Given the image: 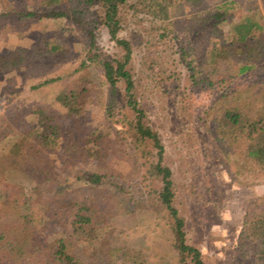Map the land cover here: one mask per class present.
<instances>
[{"label": "rangeland", "instance_id": "obj_1", "mask_svg": "<svg viewBox=\"0 0 264 264\" xmlns=\"http://www.w3.org/2000/svg\"><path fill=\"white\" fill-rule=\"evenodd\" d=\"M223 3L227 14L221 26L224 31L217 29L212 35L191 34L187 30L193 19ZM171 10L176 18L184 19L176 32L178 38L171 33L157 44L156 38L149 39L144 32L148 23H140L139 16L130 17L120 32L121 37L132 42L134 56L130 68L136 78V93L165 144L167 161L175 171L176 204L186 219L189 244L201 250L205 264H251V256L242 259L239 237L247 211L264 207V170L247 163L241 150L221 145L214 131L217 118H223L224 102L220 97L224 88L237 90L239 101L260 97L264 91L256 92L254 86L264 81V66L257 78L246 76L226 87L204 81L212 65L202 60L206 47L217 43L244 17L253 16L264 24V0H173ZM31 11L36 15H25ZM46 11L41 0H0V63L7 57L23 56L16 67L9 64V69L0 70V153L20 137H25L24 146L39 144L33 138L43 134L38 125L39 108L50 110L68 137L72 134L80 140L77 120L58 95L67 86L88 89L90 98L84 114L106 135L97 156L82 161L79 167L108 173L113 182L104 186L73 183L68 190L71 193L74 187L83 186L89 201L100 206L102 221L100 227L88 232L86 240H74V250H78L84 264H181L180 253L166 238L169 218L161 214L162 209L156 204L160 183L147 174L144 158L128 134L130 112L120 108L124 83L120 84L121 97L109 115L108 106L114 97L102 67L86 60V31L67 17L45 16ZM95 13L96 7L91 8V17ZM96 34L101 49L112 58L121 57L120 47L105 27L96 29ZM149 41L151 46L155 45L151 50ZM145 58L155 60L156 70L161 72L160 83L169 87V94L147 77L152 66ZM197 70L200 73L194 81L191 77ZM251 85L254 89L246 87ZM24 148L3 156L0 164L14 161L11 166L19 169L15 162L24 164ZM65 153L61 144L50 157L52 172L62 179L74 168L70 155ZM43 161L45 154L35 163ZM18 172H10L8 179L0 175V215H8L4 207L13 212L9 203L31 198L30 212L43 240L34 258L37 262L45 261L50 255L47 247L69 231L63 225H51L52 217L59 222L60 206L51 202L54 197L49 190H34L29 180H23L20 189ZM116 184L123 189H116ZM6 255L0 247V264Z\"/></svg>", "mask_w": 264, "mask_h": 264}, {"label": "trees", "instance_id": "obj_2", "mask_svg": "<svg viewBox=\"0 0 264 264\" xmlns=\"http://www.w3.org/2000/svg\"><path fill=\"white\" fill-rule=\"evenodd\" d=\"M190 1L200 3L201 0ZM41 2L47 10L45 16L67 17L86 31L89 44L86 60L98 63L102 67L114 97L108 106L109 115L113 113L118 97H121L120 84L124 83V102L120 108H126L130 112L127 115L128 134L132 136L137 150L144 158L147 174L160 183V188L156 189V204L159 209L161 207V214L169 218L167 222L170 228L167 229L169 232L166 238L172 241L180 253L181 264H205L201 250L187 241L186 219L176 204L178 190L175 171L167 161L165 144L158 131L151 125L148 113L137 96L135 74L130 68L134 56L132 42L120 35L128 19L139 16L140 23H148L144 27V32L148 33L149 39L156 38L157 44L169 38L171 33L177 38L180 37L176 32L184 19L176 18L175 12L171 10L173 0H41ZM225 5L223 3L205 16L200 15L193 19L187 30L190 29L191 34L209 32L212 35L217 29L224 31L221 26L227 20L226 10L223 9ZM94 7L96 15L93 14L95 17H91L90 11ZM25 15L32 16L36 13L31 11ZM101 26L108 30L110 38L120 47L122 51L120 58H112L101 49L96 34V29ZM148 45L149 50L155 47L154 44L150 45V41ZM203 54L206 57H203L202 61L212 65L204 80L210 85L226 86L241 81L246 76L258 77L260 67L264 66V24L261 19L246 16L232 25L217 43L206 47ZM22 57L17 55L15 59L5 58L0 63V70L9 69L11 67L9 64L16 67ZM148 61L152 67L147 77L156 85L160 84L163 93L169 94V87L166 88L167 85L160 83L161 72L156 70L155 60L145 58V62ZM198 72L199 70L191 77L194 81L197 80ZM170 78L171 74L168 79ZM253 86L246 87L253 89L256 87L254 89L256 92L260 89L264 91V81ZM88 92V89L67 86L58 95V100L77 120L81 129L80 140H75L72 134L68 137V133L64 132L50 110L39 108L38 125L43 129V134H36L33 137L38 139L39 144L29 143L24 146L25 137H20L10 143L8 150L6 148L1 150L0 160L19 147H25L24 164L19 165L20 161L16 160L19 168L16 169L11 166L14 161L5 164V160L4 164H0V175L3 174L8 179L10 172L18 170L21 177L18 184L20 189L23 187V180H29L34 190H49L52 198L54 197L51 202L60 206L57 214L59 222L56 217H52L51 225H63L69 231V234L59 237L47 247L46 250L50 252L47 260L37 262L34 257L43 246V240L30 212L31 198H24L22 203H9L13 212H8V207H4L3 210L8 215L4 217L0 215V247L5 249L7 254L2 264H84L77 254L78 250H74L76 245L74 240H86L89 231L100 227V206L89 201L88 191H83V186L74 187L71 193L69 189L73 183L74 186L77 183L84 186L87 184L104 186L113 182L109 181L108 173L90 172L79 167L82 161L97 156L103 145V136L106 135L102 127L94 126L84 114V107L90 98ZM238 94L237 90L228 87L224 88L221 94L220 101L224 102V110L223 118H217L214 131L216 140L223 146L241 150L247 163L252 162L255 167L258 165L264 170V93L247 101H239ZM61 144H64L65 154L70 155L74 166L63 179L52 172L50 162L55 148ZM43 154L46 161L35 163ZM118 186L123 189L122 185L116 184L114 187L117 189ZM239 248L242 259L251 256L253 258L251 264H264V207L260 210L255 208L247 211L245 225L239 237Z\"/></svg>", "mask_w": 264, "mask_h": 264}]
</instances>
